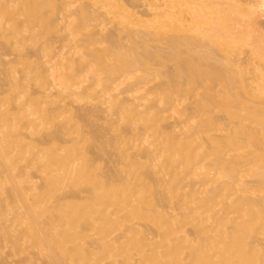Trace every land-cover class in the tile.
Wrapping results in <instances>:
<instances>
[{
  "label": "bare ground",
  "instance_id": "1",
  "mask_svg": "<svg viewBox=\"0 0 264 264\" xmlns=\"http://www.w3.org/2000/svg\"><path fill=\"white\" fill-rule=\"evenodd\" d=\"M69 1L0 0V264H264L256 59Z\"/></svg>",
  "mask_w": 264,
  "mask_h": 264
},
{
  "label": "rangeland",
  "instance_id": "2",
  "mask_svg": "<svg viewBox=\"0 0 264 264\" xmlns=\"http://www.w3.org/2000/svg\"><path fill=\"white\" fill-rule=\"evenodd\" d=\"M69 2L71 5H68L69 9L71 7V10H74V6H78L79 1L70 0ZM252 4L253 0H157L153 3L147 0L146 10L148 13L152 8L160 7V25L164 29H168L172 25L173 29L177 26V31L185 28L184 25L189 21H193L194 26L189 33L191 36L206 39L214 44H227L235 53H239L242 59H256L249 65L258 66L261 69L251 74L262 76L259 82H263V86H259L257 89L264 91V19L250 24L249 41L252 42L256 39L258 42L256 46H259H254L252 49L242 37L245 29L239 26L240 24L232 16V12L237 6L251 7ZM146 19L151 22L149 18ZM252 50L256 52L255 55H250Z\"/></svg>",
  "mask_w": 264,
  "mask_h": 264
}]
</instances>
